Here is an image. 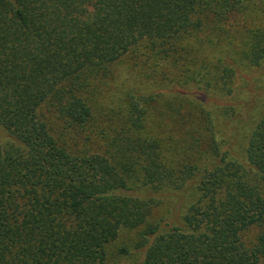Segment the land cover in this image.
<instances>
[{"label": "trees", "instance_id": "obj_1", "mask_svg": "<svg viewBox=\"0 0 264 264\" xmlns=\"http://www.w3.org/2000/svg\"><path fill=\"white\" fill-rule=\"evenodd\" d=\"M0 264H264V0H0Z\"/></svg>", "mask_w": 264, "mask_h": 264}, {"label": "rangeland", "instance_id": "obj_2", "mask_svg": "<svg viewBox=\"0 0 264 264\" xmlns=\"http://www.w3.org/2000/svg\"><path fill=\"white\" fill-rule=\"evenodd\" d=\"M166 212V206H162L160 208H157L156 212H155V215L156 216H161V215H164ZM125 239V238H124ZM125 242H129V240H123V239H120L118 242H116V246H119V245H122L123 243ZM127 260H123V263H125Z\"/></svg>", "mask_w": 264, "mask_h": 264}]
</instances>
